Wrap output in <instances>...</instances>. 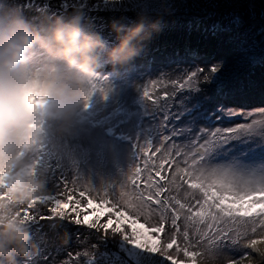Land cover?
<instances>
[{
	"label": "snow or ice",
	"instance_id": "snow-or-ice-1",
	"mask_svg": "<svg viewBox=\"0 0 264 264\" xmlns=\"http://www.w3.org/2000/svg\"><path fill=\"white\" fill-rule=\"evenodd\" d=\"M260 33L264 34V27ZM192 55L204 66L194 65L169 82L173 91H166L162 98L161 129L166 131L161 132L160 144L138 145L144 167L135 166L121 185L125 190L129 184L134 186L117 201L131 214L114 210L115 204L108 206V193L100 197V203L89 196L82 204L75 196L77 188L67 183L52 208L61 217L74 214L78 224L121 234L127 241L122 264H197L198 257L205 253L215 257L225 248L231 256L226 264H242L255 258L252 253L258 255L256 246L264 240V106L253 104L258 93V104L264 105V76L259 83L239 80L241 68L264 67V39L246 36L235 49L233 62L212 63V58ZM159 83L163 82L152 81L153 89ZM178 91L183 95L175 100ZM143 97L146 102H161L148 86ZM156 153H160L159 163L151 160ZM166 163L174 165L168 177L161 175ZM153 168L159 180L153 178ZM142 173L146 174L144 190L137 184ZM88 191L79 190V197ZM162 193L175 195L162 197ZM44 198H36L31 205ZM153 212L159 213L155 225L139 222L141 217L147 222ZM21 215L24 220L32 218L29 208ZM165 223L171 224L172 232L162 242L159 234L165 231ZM258 232L260 238H253ZM201 245L204 251L192 250Z\"/></svg>",
	"mask_w": 264,
	"mask_h": 264
},
{
	"label": "clouds",
	"instance_id": "clouds-1",
	"mask_svg": "<svg viewBox=\"0 0 264 264\" xmlns=\"http://www.w3.org/2000/svg\"><path fill=\"white\" fill-rule=\"evenodd\" d=\"M161 18L140 14L128 25L113 22L116 43L82 23L76 14L37 26L12 9H0V264H21L35 245L21 210L47 194L43 170L31 153L45 119L70 126L102 65L132 61L159 32ZM262 264L264 248L257 247ZM202 264H216L205 254Z\"/></svg>",
	"mask_w": 264,
	"mask_h": 264
},
{
	"label": "rangeland",
	"instance_id": "rangeland-1",
	"mask_svg": "<svg viewBox=\"0 0 264 264\" xmlns=\"http://www.w3.org/2000/svg\"><path fill=\"white\" fill-rule=\"evenodd\" d=\"M74 1L75 4L73 5L81 4L80 0ZM215 1L213 9H208L211 14L204 16L206 18L204 22L206 23H203L202 27L205 28V32L218 33L221 30H227L231 31L232 34L239 33L238 35L243 36L242 40L246 36L257 41L264 39V34L260 33V29L264 27V0ZM183 2V0H94L92 1L93 6L92 4L90 7L89 4L85 5L84 9L86 11L81 8L80 12L82 13H79V16H84L85 19L87 15H91L92 19L89 21L94 20L97 22L94 24V28L104 27L106 31L104 34H108L112 38V42H116L111 27H106V23L109 22V17L113 12L162 15L163 18H166L165 20L176 19V22H181L186 19L184 18L186 16H181L184 15L183 10L186 8ZM100 3L106 5V7L104 9L98 7L97 4L100 5ZM79 9L77 8L74 11ZM97 14L102 15L97 16ZM228 14L234 16L235 19L229 17ZM65 15L67 16V13ZM72 15H76L75 12L69 14V16ZM36 25L41 26L43 24L38 22ZM240 42H238V45ZM246 68L248 67H243L241 70L243 71ZM263 68L256 73L252 71L243 72V75L240 76L241 81L252 80L259 83L261 77L264 76ZM112 75V72H109L104 65L97 70L96 78L91 85L92 94L88 99L87 106L85 104L81 105L74 122L70 126L61 128L56 122L45 119L42 124V131L45 130L44 135L41 136L38 142L43 147L40 151L37 143L32 155H37V153L55 155L56 158L52 161L54 167L58 164L60 169L64 168L65 178H69L68 182L72 183V187L77 188L75 196L77 199H82V204H86L89 196L100 203V197L108 193L105 198L109 201V206L115 204L116 209L114 210H125L131 214L130 210L122 208L117 201L120 200L121 194L125 191L132 192L134 186L129 184L125 190L121 185L127 183L131 170L135 166L144 167V161L139 159L138 156V145L153 143L154 146H159L161 132L166 130L161 129L162 118L149 121L145 117V112L139 104L140 89L137 85L138 82L134 78H125L120 82L118 79L117 82L115 80L116 76ZM173 79H180V77L173 76ZM154 80L153 77L148 79L149 82ZM115 98L117 99L112 102ZM258 100V93L254 94L253 104L264 106L258 104ZM172 123L170 120L169 127ZM176 125L179 127L180 122L177 121ZM53 132H62L63 137H48V134ZM179 139L183 140L184 138L180 137ZM155 155L152 156L151 160L155 157L156 161H159L160 154ZM168 167L169 164L166 163L161 175L166 177L171 175L174 166H170V169ZM153 174H155V171H152V176ZM145 176L146 174L142 173L141 179L137 181L141 190L145 188ZM153 178L159 180V177L155 176ZM82 189L89 190L84 198H80L78 195L79 190ZM169 194L175 195V193H162V197ZM56 199L57 196L49 197L45 195L44 201H46L47 206L51 204L54 208ZM42 204L44 203L31 205V207L37 206L39 208ZM154 207L156 206L154 205ZM82 218L83 216H81ZM106 218L107 216L101 217V222ZM158 219L159 213L153 212L147 222L143 217L139 219V222L145 223V226L148 227L149 225H155ZM164 227L165 231L159 234L162 242H165L172 232L170 223H165ZM109 231L112 233L110 229ZM114 234L117 235L115 244H118V248L126 254L127 241L124 240L121 234ZM253 238L259 239V232ZM257 247L264 248V240H261ZM192 250L204 251V245ZM252 255L258 259L255 253H252ZM180 258L185 259L183 254ZM203 258L204 256L198 257L197 264H202ZM215 258L216 264H226L227 260L231 258L230 252L225 248L217 252ZM247 262L245 260L242 264H247ZM187 264H191V261H187Z\"/></svg>",
	"mask_w": 264,
	"mask_h": 264
},
{
	"label": "trees",
	"instance_id": "trees-1",
	"mask_svg": "<svg viewBox=\"0 0 264 264\" xmlns=\"http://www.w3.org/2000/svg\"><path fill=\"white\" fill-rule=\"evenodd\" d=\"M80 1L81 4L76 2L77 5H73L75 4L74 0H0V9L15 10L33 24L36 25L39 22L45 25L58 18H66L72 12L79 15L85 5L89 4L90 7L94 0ZM183 1L185 3L183 5H186L183 10L184 15H181L186 16L184 17L186 19L182 18L184 21L176 22V19L165 20L166 18H163L162 15H149L153 18L157 16L161 18V28L150 40L144 43L140 54L128 64L117 66L115 69L111 65H104L109 72H112V76H116L115 80L117 82L118 79L120 82L125 78H134L138 82L137 85L140 89L139 104L149 121L163 117L162 106L164 101L162 98L166 91L169 93L173 91L169 83L173 80V76L181 78L184 72L194 65L204 66L201 60H194L192 54H196L198 57L212 58V63H216L220 59L233 62L235 49L243 37L238 35L239 33L232 34L231 31L227 30H221L218 33L205 32V28L202 27L203 23H206L204 22L206 20L204 16L211 14L208 9H213L215 0ZM97 5L103 9L106 7L101 3ZM112 5L114 4L112 3ZM71 8L72 10H70ZM77 8L80 9L74 11ZM84 10L86 11V9ZM65 13H67V16ZM101 15L97 14V16ZM138 15L131 12H113L109 17V22L106 23V27H111L113 22L128 25L135 21ZM228 16L235 19L230 14ZM90 19H92L91 15H87L85 19L84 16L81 17L82 23L91 26L100 33L106 43L109 45L116 43L112 42V38L108 34H104L106 33L104 27L94 28V24L97 22L94 20L89 21ZM261 68L263 67L257 65L241 70L239 80L241 81L240 76L243 75V72L252 71L256 73L261 71ZM151 77H153V80L155 79L154 81H162L163 83L157 84L153 89L152 81H148ZM145 86L152 89L154 96L161 97L160 104L145 101L143 97ZM182 95L183 93L178 91L175 100H179ZM116 99H113L112 102ZM169 103H174V101H169ZM172 110L174 111L175 108ZM44 131H42L41 136L44 135ZM58 136L63 137L62 132L48 134V137L55 138ZM38 146L41 151L43 146L39 143ZM32 154L34 152L31 153L33 171L36 173L40 170L44 171L48 190L46 195L49 197L57 196L58 198L57 194L63 192L64 184L67 183L70 188L72 187V183L68 182L69 178H65L64 168L60 169L58 164L54 167L52 161L55 160V155ZM158 154L160 153L156 155ZM152 162L159 163L155 157ZM168 168L170 169V166ZM152 171L154 172L155 169L153 168ZM153 177H155V174H153ZM43 203L39 208L37 206L26 207L32 212V218L25 220V223L28 226L31 242L35 245L36 252L30 258H19L21 264H122L125 254L118 248V244H115L116 234L110 231L105 233L102 229L97 231L86 225L78 224L73 220L74 214L66 217L55 215L52 212L53 206L51 204L47 206L46 201H43ZM24 209L21 210V214Z\"/></svg>",
	"mask_w": 264,
	"mask_h": 264
}]
</instances>
